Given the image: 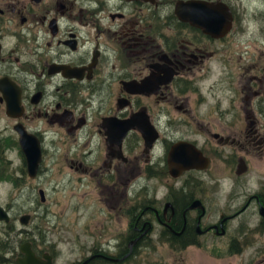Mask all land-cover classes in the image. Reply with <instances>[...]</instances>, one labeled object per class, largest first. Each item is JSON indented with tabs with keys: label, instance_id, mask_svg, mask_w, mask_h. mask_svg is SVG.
<instances>
[{
	"label": "flooded vegetation",
	"instance_id": "flooded-vegetation-1",
	"mask_svg": "<svg viewBox=\"0 0 264 264\" xmlns=\"http://www.w3.org/2000/svg\"><path fill=\"white\" fill-rule=\"evenodd\" d=\"M11 139L27 178L102 187L100 239L68 264H264V0H0V163ZM0 206L22 240L0 264L24 243L59 264L38 212Z\"/></svg>",
	"mask_w": 264,
	"mask_h": 264
},
{
	"label": "rangeland",
	"instance_id": "rangeland-1",
	"mask_svg": "<svg viewBox=\"0 0 264 264\" xmlns=\"http://www.w3.org/2000/svg\"><path fill=\"white\" fill-rule=\"evenodd\" d=\"M248 12L252 13V11ZM256 19H260V17L253 15L248 17L247 14L245 27H248L249 23L255 22ZM9 143L10 146L3 152V161L0 163V173L6 175L4 177L0 174V204L8 206V208L13 205L14 208L11 212L16 216H20L23 212L33 215H35V211L38 212L36 222L41 223L40 227L47 233V238L58 243L59 264L71 263L79 258L82 253H85L82 244L91 242V240L96 241L97 238L100 239L96 227L102 225L108 210L105 204L101 202L102 187L67 182L70 180L71 171L57 179V181L59 179L64 181L56 184V180H52L49 186H43L39 180L26 177V173L23 171L26 166L23 163L22 150L17 139H11ZM22 174L23 178L26 179L16 183L15 179ZM40 186L48 189V202L40 201L38 193ZM1 221L0 243L12 240L16 243L22 242L18 232L11 233L6 223ZM16 224L18 228L27 226L20 220H17ZM94 226H96L93 228L95 232L91 229ZM48 227H53V229L49 232ZM91 232L93 236H91ZM8 255L10 254L8 253ZM187 259L191 264H213L207 261L210 259L207 254L195 250Z\"/></svg>",
	"mask_w": 264,
	"mask_h": 264
},
{
	"label": "water",
	"instance_id": "water-1",
	"mask_svg": "<svg viewBox=\"0 0 264 264\" xmlns=\"http://www.w3.org/2000/svg\"><path fill=\"white\" fill-rule=\"evenodd\" d=\"M19 140H20L21 148L27 157L29 174L31 176H35L37 173L38 165L41 160L40 144L36 139L32 138L31 135L24 132L21 133ZM0 219L5 221L9 220V215L2 206H0ZM22 221L23 223L26 222V216L22 217ZM22 251L26 253V258L20 260V263L35 264L37 257L30 249V244L24 243L22 246Z\"/></svg>",
	"mask_w": 264,
	"mask_h": 264
}]
</instances>
